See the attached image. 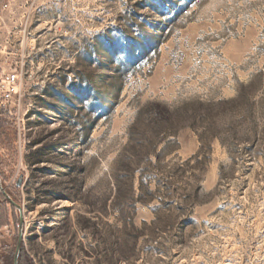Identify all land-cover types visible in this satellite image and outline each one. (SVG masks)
Here are the masks:
<instances>
[{
  "label": "rangeland",
  "instance_id": "obj_1",
  "mask_svg": "<svg viewBox=\"0 0 264 264\" xmlns=\"http://www.w3.org/2000/svg\"><path fill=\"white\" fill-rule=\"evenodd\" d=\"M8 72L0 264H264V0H13Z\"/></svg>",
  "mask_w": 264,
  "mask_h": 264
},
{
  "label": "built area",
  "instance_id": "obj_2",
  "mask_svg": "<svg viewBox=\"0 0 264 264\" xmlns=\"http://www.w3.org/2000/svg\"><path fill=\"white\" fill-rule=\"evenodd\" d=\"M13 0H0V22L3 20L4 12L7 11ZM18 76L15 72L5 73L0 79V110L5 109L17 93ZM1 218V210H0ZM5 226L0 225V247L5 246L2 242L6 234L2 231Z\"/></svg>",
  "mask_w": 264,
  "mask_h": 264
},
{
  "label": "water",
  "instance_id": "obj_3",
  "mask_svg": "<svg viewBox=\"0 0 264 264\" xmlns=\"http://www.w3.org/2000/svg\"><path fill=\"white\" fill-rule=\"evenodd\" d=\"M0 192L4 196V198L11 204L13 205L20 213H21V207L19 204H17L6 192L4 187L1 185L0 182ZM22 236H23V225H22V219L20 216L19 224H18V236L15 244V249H14V255H13V264H18V255L20 251V246L22 242Z\"/></svg>",
  "mask_w": 264,
  "mask_h": 264
}]
</instances>
